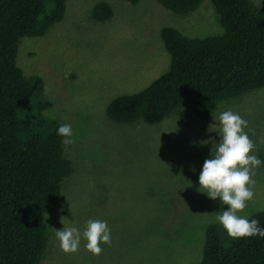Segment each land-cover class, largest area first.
Listing matches in <instances>:
<instances>
[{
    "label": "rangeland",
    "instance_id": "374dc122",
    "mask_svg": "<svg viewBox=\"0 0 264 264\" xmlns=\"http://www.w3.org/2000/svg\"><path fill=\"white\" fill-rule=\"evenodd\" d=\"M250 1L264 18V0ZM97 2L109 4L110 18H91ZM163 26L189 37L222 32L209 0L181 15L156 0H64L60 21L43 35L19 38L15 62L23 75L40 78L50 103L42 116L71 124L75 141L65 150L72 171L44 216L46 244L37 264L196 263L206 226L220 224L216 216L227 208L198 191L212 147L200 141L220 139L207 128L226 110L248 121L244 131L257 146L250 154L261 160L254 197L238 215L264 209V86L219 100L204 120L184 109L152 124L107 118L113 97L142 89L167 69ZM88 219L107 221L111 246L101 245L95 256L82 239L77 252H63L55 229L83 232Z\"/></svg>",
    "mask_w": 264,
    "mask_h": 264
},
{
    "label": "trees",
    "instance_id": "16d2710c",
    "mask_svg": "<svg viewBox=\"0 0 264 264\" xmlns=\"http://www.w3.org/2000/svg\"><path fill=\"white\" fill-rule=\"evenodd\" d=\"M134 1V0H129ZM175 14L200 0H156ZM222 32L189 37L171 26L159 36L169 55L167 69L142 89L113 97L105 107L116 123L158 122L184 109L206 119L216 103L264 86V18L250 0H209ZM64 0H0V264H37L46 244L45 213L63 178L72 171L61 123L42 116L49 106L37 76L15 62L17 42L40 36L61 20ZM109 4L97 2L91 18L104 21ZM249 220L264 228V209ZM194 264H264V237L231 238L218 223L206 226Z\"/></svg>",
    "mask_w": 264,
    "mask_h": 264
},
{
    "label": "clouds",
    "instance_id": "9594fccd",
    "mask_svg": "<svg viewBox=\"0 0 264 264\" xmlns=\"http://www.w3.org/2000/svg\"><path fill=\"white\" fill-rule=\"evenodd\" d=\"M216 123L210 124L208 132L215 131L220 139L214 141H200L201 145L212 143L210 156L203 162L198 180V191L206 193L212 199L227 205L216 216V220L223 226L231 238H242L251 236L264 237V228H261L256 219L249 220L245 216L238 215L242 212L247 202L254 197L255 169L261 165V160L253 153L256 144L244 131L248 121L238 113L231 110L223 111L214 119ZM57 135L63 137L65 150L72 145L74 133L72 125L61 124L57 129ZM264 143V140L261 141ZM203 189V190H202ZM63 223V221L61 220ZM55 236L59 241L60 249L65 253H75L80 248L81 240L86 243L84 247L93 255L98 256L103 252L101 245L111 246V229L107 221L100 219H88L84 230L81 232L75 226H64L55 229Z\"/></svg>",
    "mask_w": 264,
    "mask_h": 264
}]
</instances>
